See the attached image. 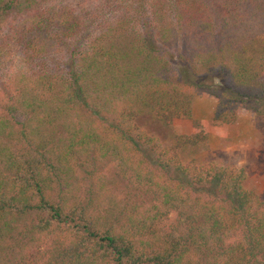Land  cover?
Listing matches in <instances>:
<instances>
[{"label": "trees", "instance_id": "obj_1", "mask_svg": "<svg viewBox=\"0 0 264 264\" xmlns=\"http://www.w3.org/2000/svg\"><path fill=\"white\" fill-rule=\"evenodd\" d=\"M103 7L0 0V264H264V199L242 168L195 158L264 118V0Z\"/></svg>", "mask_w": 264, "mask_h": 264}, {"label": "rangeland", "instance_id": "obj_2", "mask_svg": "<svg viewBox=\"0 0 264 264\" xmlns=\"http://www.w3.org/2000/svg\"><path fill=\"white\" fill-rule=\"evenodd\" d=\"M108 0H70L81 13H86L87 21L98 20L91 17V14H97L98 9L101 10L99 17L105 16V10L102 9ZM115 1V0H111ZM104 8V7H103ZM18 54V48H13L11 55H5V58L12 60ZM5 59V60H6ZM182 78L197 82L201 85H214L218 88L221 86L218 74L215 75H193L189 68L179 60L172 61ZM7 68L4 67L3 71ZM214 100L196 96L192 101L193 116L198 118H208L212 114ZM137 124L144 126L147 131L155 135L162 144H168L172 138L169 128L162 127L158 123L152 121L147 115L138 118ZM236 128L231 136L227 138H219L210 135L208 146L206 149H198L195 153L197 162L207 160H218L223 165H232L240 167L245 173L243 186L247 189H253L264 199V118L254 116L251 113H243L239 115L236 121Z\"/></svg>", "mask_w": 264, "mask_h": 264}, {"label": "crops", "instance_id": "obj_3", "mask_svg": "<svg viewBox=\"0 0 264 264\" xmlns=\"http://www.w3.org/2000/svg\"><path fill=\"white\" fill-rule=\"evenodd\" d=\"M193 114V113H192ZM195 117V116H194ZM196 118H198V117H196ZM209 118V117H208ZM202 119H204V118H202Z\"/></svg>", "mask_w": 264, "mask_h": 264}]
</instances>
